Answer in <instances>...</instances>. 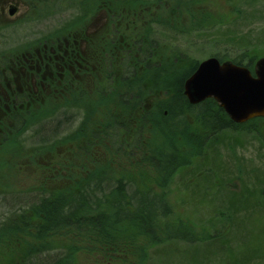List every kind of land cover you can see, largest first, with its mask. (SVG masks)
<instances>
[{
    "label": "trees",
    "instance_id": "obj_1",
    "mask_svg": "<svg viewBox=\"0 0 264 264\" xmlns=\"http://www.w3.org/2000/svg\"><path fill=\"white\" fill-rule=\"evenodd\" d=\"M240 1L256 2L257 0ZM143 2L145 0H142ZM163 2L164 0H158L155 6L160 4L163 6ZM173 2L177 13L172 25L169 20L153 15L146 19L145 33L148 44L145 48L147 56L143 58L147 57L150 60L146 61L145 67H141V71L134 68L133 73L129 71V75L120 77L117 82L120 91L117 94L120 104L126 106L134 104L138 107L139 127L135 129L138 128L139 135L140 130L146 129L156 136L155 143L147 145L149 147L147 158L157 171L159 183L161 179L166 182L178 172V169H186L181 183L189 192H194L186 180L190 176L193 177L194 172L197 173L194 171L196 162L206 145L207 148L222 145V149H225L224 153L222 149L218 152L216 148V155L221 159L225 169H228L224 174L231 179L225 177L223 182L220 180L211 184L214 188L212 194L206 193L205 199L208 200L206 202L211 203L212 214H215L210 217L209 229L202 228L203 232H200L201 230L199 231L196 226L184 222L168 223L174 212L166 193L151 187L144 188L130 176L102 174L98 179H94L93 184L82 188H80L82 183L78 182L65 189L44 187L37 192L29 190L25 194L17 191L0 194L2 195L0 196V240L17 237L19 232L25 233L26 238L29 237L31 240L30 244L27 243L23 248L24 254L21 258L11 264H75V253L83 248L88 251L97 250L104 258L113 259L118 252L125 253L136 243L141 248L137 250L135 246L133 250L138 253L137 256L141 260L147 259L144 256L149 255L147 249L151 246L150 248L154 249L151 254L161 259L163 257L162 264H184L181 255L183 249H188L190 253L189 260H186L185 264H197L201 259L202 264H212L215 259L226 261L229 258L241 264H264V250L248 256L242 253V247L248 238H245V232L254 234V231L248 227L246 231L239 228V222L246 218L247 213H252L257 208H264V179L259 178L254 184L258 186L255 187L252 181L256 178L248 180L249 176H244L255 171L263 172L264 167L260 168L261 165L254 167L250 163L245 165L241 156L235 154V151L242 150L254 141L260 142V147L264 148V141L259 131L260 127L264 126V118L256 117L247 122L237 123L230 119L227 112L213 98H208L197 105L191 104L184 94V83L185 79L196 71L200 61L196 59L188 67L180 68L175 59L166 60L163 67L158 65V59H152L158 57L160 46L172 49L167 46L171 42L167 41L169 37L173 41L195 31L197 35L201 34L200 31L207 30L205 29L207 24L206 22L202 24L203 21L190 26L182 25L181 9L183 6H190L193 0H173ZM72 5L69 8L53 10L52 7L40 8L37 17L40 21L46 19L50 22L52 18L62 16L65 11L72 13L66 22L54 26L48 30V33L41 31L42 34L30 30L27 36L39 34L36 38L40 37V40H44L52 35L72 31L79 21L78 9ZM29 18L30 15L23 18V21L0 25V39L7 38L6 31L9 28L14 30L19 24L28 23ZM154 26L163 27L159 33L166 32L167 35L164 34L166 40L161 42L153 37ZM251 51L244 49L233 55L227 51H217L212 56L219 57L221 61L230 59L235 64L245 65L254 72L257 58L256 55L251 54ZM177 56L183 57L182 54ZM177 56H174L171 50L170 55H165V58ZM157 92L158 95L160 92L164 94V98L155 101L156 104L154 103L152 107L143 103L144 98L151 94L155 96ZM11 94L22 101L28 96V91H15ZM55 109H61V112L49 115L43 122L44 127L36 130L26 125L16 131L21 129L26 134L33 130L34 134V132L40 133L41 130L45 132L53 129L50 140L55 144L60 139L65 141L71 137L72 131L69 132V128L73 127L74 119L77 120L75 115L77 113L72 114L64 105H57ZM65 123L66 130L59 128ZM114 123L118 124L117 121ZM12 128L15 130L16 126ZM126 129H130L129 139L127 137L124 144L119 137L120 127L109 128L108 136L113 143H117L113 145L114 149L121 150L124 145L130 155H133V151L138 146L143 147L144 143L142 139L139 141V137L135 136L134 132H131L130 127ZM78 130L79 128L75 132ZM177 140L189 145V149L185 151L180 146H171ZM190 147H193V150ZM187 153L188 156H184ZM235 165L236 168L233 169ZM216 166L220 169V162ZM190 167L192 168L187 170ZM238 183H241L240 189ZM256 193L261 200L254 207L237 203L240 195ZM234 195H238L237 199L230 200L229 197ZM138 239L144 240L143 245L139 244ZM129 243L133 247L129 246Z\"/></svg>",
    "mask_w": 264,
    "mask_h": 264
},
{
    "label": "rangeland",
    "instance_id": "obj_2",
    "mask_svg": "<svg viewBox=\"0 0 264 264\" xmlns=\"http://www.w3.org/2000/svg\"><path fill=\"white\" fill-rule=\"evenodd\" d=\"M6 1L0 0V25H6L11 23V20L18 21V19L27 16L29 10L24 0H9L12 6L20 10L14 16L10 15L8 11L10 4L5 9V12L2 10L3 4ZM120 1L124 2L119 3ZM157 2L158 0H145L143 3L141 1L137 3L133 0H119L115 2V15L112 18L101 14L95 20H90V23L85 21L88 22L84 26L85 31H89L90 33L95 32V34L100 33V36L107 34L105 32L106 24L108 27H110V24L115 28H124L123 40L112 45L108 44L106 54L103 49L102 39H100L102 36L99 38L100 46L93 48L96 54L94 59H90V62H94V66L98 65L100 67V64L96 65V62L98 59L104 57L107 61L104 67L109 74V78L106 76L102 78V73H100L102 79L99 77L97 81L98 84L100 83L98 90L94 91L95 85L92 84V79H90L92 76L90 75L87 78L82 77L80 82L84 85L74 87L70 95L65 92L66 97L60 91H54V93L45 92L43 101L39 100L38 103H34L31 107H27L25 100L22 103H12L18 110L13 115L12 121L7 120L9 118L4 117L3 110L0 109V119L4 117V119L0 120L2 126L0 129V194H8V192L13 191L25 194L29 190L37 192L44 187L65 189L76 185L78 182L82 183L80 185V188H82L93 184L94 179H98L102 174L110 176L115 173L116 175L132 177L133 181H136L137 184L144 188L151 187L152 189L166 193L168 200L172 203L174 212L169 218L168 223L181 224V222H184L190 226H196L199 231L202 228L209 229L211 225L210 217H213L215 214H212L213 208L211 203L208 204L206 202L208 201L205 199L207 197L206 193L212 194L214 188H212L211 184L220 180L223 182L226 177L224 172L228 170L227 168L225 169V166L221 164V159L216 155V148H218V152H221L222 145L216 148L215 146L207 148L206 145L204 148L200 159L196 162L197 165L194 171H197V173L194 172L193 177L190 176L186 180L189 183V187L194 189V192H189L181 183L183 179L182 175L186 169H178V172L169 177L166 182L161 179L159 183L157 171L152 167V163L147 158L149 151L147 145L154 144L156 136L153 133L151 134V131L144 129L140 130V135L144 136V138H141L138 128L135 129L139 127L138 107L134 104H129V106L120 104L117 94L120 91L117 83L120 77L122 75H129V71L133 73L134 67H145L146 61L150 60L147 57L143 58L147 56L145 48L148 44V38L145 36L147 30L146 19L150 15H153L154 17L169 20L171 25L173 23L175 13H177L173 0H164L163 6L160 4L156 7L155 3ZM40 6L42 9L45 4L41 3ZM188 7L183 6L181 9L180 18L183 14L182 25L190 26L203 21L202 24H205V22L207 24L205 25V29L207 30L203 28L205 31H200L201 34L196 35L195 32L197 31H195L178 37L177 40L173 41L172 38L167 36L169 37L167 41H171L170 45L167 44V46L172 47L171 50L174 52V56L182 54L183 57L165 58V55H170L171 50L160 46L158 57L152 58L153 60H159L158 65L160 67L166 64V60L175 59L179 63L180 68H185L191 62L196 61V59L203 61L214 53H217V51H227L233 55L244 49H251V54L256 55L257 60L264 57V0H257L256 2H243L240 0H193ZM77 9L79 13L80 9ZM188 10L191 14L188 13ZM71 13L72 11H65L62 16L52 18L54 21L51 20L46 23V19L39 21L37 20V15L31 16L28 23L19 25L14 30L9 28L6 31L7 38L0 39V50L7 51L10 46L15 47L21 41H28L27 37L39 36V34L27 36L30 30H33L31 32L43 31V33H48V30H51L54 26L62 25V23L66 22ZM76 27H78V24L74 26L72 32L75 31L74 34L78 37ZM153 29V37L159 39L161 42L166 40L164 37L166 32L159 33L163 30V27L154 26ZM76 40L79 39L76 38ZM78 44L87 49L84 43L80 42ZM91 55L93 56V54ZM10 59V56L4 58L0 53V68L7 69L11 61ZM76 73L73 72L72 74L76 76ZM81 75L84 74H79V76ZM61 81L64 82L65 77ZM10 82L12 83V81ZM155 94V96L151 94L144 98L143 103L150 104V107H152L155 101L158 102L164 98V94L161 92L160 95H158V92ZM57 105H64L65 108L74 113L81 112L86 117L81 127V132L78 130L76 133L78 135L68 137L65 141L61 139L60 141L57 140L58 143L56 141L57 144H55L50 140L53 129L45 132L41 130V134L38 132H34L33 134V130H30L24 134L21 130L16 131V129L12 128L14 125L21 126L23 123L24 127L28 125L36 130L44 127L43 122L48 119L49 115L61 112V109H55ZM14 118L19 120V122H13ZM115 121L118 124L114 123ZM106 123L110 129L111 127L116 129L120 127L121 135L119 137L122 144H124L125 139L128 137V130L130 131L126 127H130L131 132H134V135L139 137V141L142 139L144 146H138L133 151V155H130L124 145H122L121 150L114 149L113 145L117 143H113L111 139L96 142L91 138L93 129L100 131V126ZM59 128L66 130L67 124L65 123L59 126ZM72 128L75 130L74 127ZM72 128H69V132L72 131ZM259 131L264 141L263 125ZM181 141L177 140L171 146H180L182 150H188L189 145L181 143ZM251 143V145L249 144L242 150L235 151V154L239 157L241 156L245 165L250 163L254 167L261 165L260 168H263L264 148L260 147V142L254 141ZM190 148L193 150V147ZM222 151L225 153L224 148ZM221 155L223 154L221 153ZM184 156H188V153ZM218 162H220V169L216 166ZM235 168L236 165L233 169ZM244 176H249L248 180L256 178L252 181L254 185L259 178L264 179V171H260V173L255 171ZM238 187L239 189L242 187L241 183H238ZM237 197L238 195H234L229 198L230 200H234ZM260 200L261 197H259L258 193L245 194L238 197L237 203L242 206L254 207ZM220 211L222 212V210ZM253 211L252 213H247L246 218L241 219V222H239V228L246 231L248 227L254 231V234L248 231L245 232V238H248L242 247V253L246 256L264 250V208H257L256 211ZM200 232H203V230ZM30 241V238H26L23 232H19L17 237L6 240L1 239L0 264H11L17 261L19 257L21 258L24 254L23 248L27 243L30 244ZM138 242L143 245L144 240L138 239ZM129 246L133 247L130 243ZM135 246L137 250L141 248L137 243ZM133 248L128 249L125 253L118 252L113 259L104 258L100 254L101 252L97 250L88 251L83 248L75 253L74 260L75 264H162L163 257L161 259L151 254L154 249L148 248L147 252L149 255L147 257L144 256L147 259L141 260ZM189 254L188 249L182 250L181 255L184 264L186 260H189ZM197 264H202V259ZM212 264L241 263L233 262L229 258L226 261L215 259Z\"/></svg>",
    "mask_w": 264,
    "mask_h": 264
},
{
    "label": "flooded vegetation",
    "instance_id": "obj_3",
    "mask_svg": "<svg viewBox=\"0 0 264 264\" xmlns=\"http://www.w3.org/2000/svg\"><path fill=\"white\" fill-rule=\"evenodd\" d=\"M118 1L119 0H61L57 2L56 0H24V3L29 10L27 16L30 15V17L33 15L38 16L41 3L45 4V6H43L45 9L51 7L52 9H62L63 7L69 8L71 4H73L72 7L79 8V21L77 23L78 27H76L78 30V37L74 34L75 31L52 35V37L44 40H40V37L36 38L37 36L30 38L27 37L28 41H21L18 46H10L7 51L0 50V53L4 58L9 56L11 58L7 69L0 68V109L3 110L4 117L9 118L7 120L12 121L13 115L18 112L12 103H22V101L25 100L27 107H31L34 103H38L39 100L43 101L45 92L54 93V91H60L63 96H65V92L70 95L74 87H81L84 85L80 82L82 77L87 78L91 75L92 78L90 79H92V84L95 85L94 91L99 89L100 83L98 84L97 81L99 80L100 73H102V78H104V76L109 78V74L104 67L105 64H107L104 57L98 59L96 62V65L100 64V67L98 65L94 66V62H90V59H94L96 54L95 51H93V48L100 46L99 38L102 36L100 39H102L103 49L106 54L108 44L112 45L123 40L124 28H115L110 24V27H108L106 24L105 32L107 34H102L100 36V33L95 34V32L90 33L89 31H85L84 26L90 20H95V18L101 14L112 18L115 15V2ZM133 1L137 3L140 1L142 2V0ZM122 2L124 1H120L119 3ZM7 6H9L8 11L10 15L14 16L20 12L18 8L12 6V3L9 0L3 4L2 10L4 12ZM12 10L14 13L11 12ZM109 14H111V16H109ZM117 18L119 17L117 16ZM19 20L23 21V18L18 19V21ZM18 21L11 20L10 22L15 23ZM46 22H49V20H46L45 23ZM76 38L79 40H76ZM80 42L84 43L87 49H84L78 44ZM91 54H93V56ZM137 69L141 71V68ZM73 72H77L76 76L72 74ZM81 73L84 75L79 76ZM64 77L65 81L62 82L61 79ZM102 78L100 77V79ZM10 81H12V83ZM21 90L28 91V96L22 101L11 94V92L14 93L15 91ZM25 103L23 102L24 105ZM72 114L75 113L72 112ZM75 115H77V120L74 119L73 121V127L75 130L71 127L73 131L71 137L78 135L76 134L77 132H75L78 128L81 132V127L86 119L81 112H78ZM4 117L1 119H4ZM13 122L19 121L14 120ZM14 126H16L17 130L18 128H23L24 123L21 126ZM1 128L2 126L0 124V129ZM108 129L107 123L100 126V131L93 129L91 138L96 142L105 139L107 141L110 140Z\"/></svg>",
    "mask_w": 264,
    "mask_h": 264
},
{
    "label": "water",
    "instance_id": "obj_4",
    "mask_svg": "<svg viewBox=\"0 0 264 264\" xmlns=\"http://www.w3.org/2000/svg\"><path fill=\"white\" fill-rule=\"evenodd\" d=\"M254 66L252 72L230 59L209 56L185 79L184 94L193 105L213 98L237 123L264 118V57Z\"/></svg>",
    "mask_w": 264,
    "mask_h": 264
}]
</instances>
